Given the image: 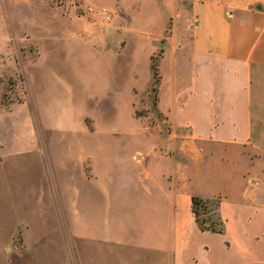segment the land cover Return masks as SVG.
Listing matches in <instances>:
<instances>
[{"label":"crops","instance_id":"0c3cea01","mask_svg":"<svg viewBox=\"0 0 264 264\" xmlns=\"http://www.w3.org/2000/svg\"><path fill=\"white\" fill-rule=\"evenodd\" d=\"M6 1L20 25L40 26L31 31L38 60L47 59L54 36H89L92 30L71 29L67 15L48 9L44 0ZM109 3L127 22L97 37L119 53L130 44L126 34L140 36L146 71L140 80L131 50L130 86L107 89L99 81L90 91L131 95L130 120L141 122L150 138L98 140L94 118L90 128L81 112L77 127L93 140L38 139L30 117L19 128L24 136L12 145L13 151L41 156L50 189L55 156L61 162L66 182L58 193L50 190L48 205L59 207L63 220L71 221L69 234L84 244L79 264L87 248L108 253L111 264H264V0ZM137 20L149 22L133 26ZM1 21L7 28L4 6ZM10 31L3 33L2 51ZM107 35L125 41L111 37L106 44ZM158 50L156 106L163 118L152 123L135 114L134 102L151 83ZM193 195L219 200L223 231L199 228Z\"/></svg>","mask_w":264,"mask_h":264},{"label":"rangeland","instance_id":"374dc122","mask_svg":"<svg viewBox=\"0 0 264 264\" xmlns=\"http://www.w3.org/2000/svg\"><path fill=\"white\" fill-rule=\"evenodd\" d=\"M44 2L48 9L54 8L56 14L58 10L67 15L71 29L83 32L82 29L88 27L92 30L89 36L67 33L54 36V42L47 44V59L38 60L37 42L31 31L36 32L40 26L35 22L32 27L27 22L20 25L13 18L11 4L0 0V15H3L4 6L7 22V28L3 21L0 22V49L6 45L4 31L10 29L12 33L6 49L0 50V264H79L78 248L84 245H79L77 239L69 234L71 221L68 224L63 220L64 213L59 207L54 210L48 205L52 199L50 190L58 193L62 189L61 184L66 182L57 156L55 168L52 167L56 179L54 188L50 189L51 179L41 156L28 152L30 150L19 153L12 149L13 143L24 136L19 128L26 118H32L41 140H93V136L77 127L81 112L86 113L84 119L90 128L94 118L98 140L137 143L150 138L141 122L130 120L128 99L131 95H93L90 91L99 81L107 89L130 86L132 77L126 61H130L131 50L139 78L143 79L146 49L138 42L140 36L132 38L126 34L130 40L128 49L124 47L115 53L97 37L118 22L121 28L127 22L119 18L116 8L110 6V0ZM23 14L26 16L27 11ZM107 15L110 18L107 19ZM147 22L137 20L132 24L143 26ZM20 29L23 33L15 35L14 32ZM111 37H117L122 44L125 41L121 35H107L106 44L111 43ZM159 52L152 55L151 63L157 64ZM151 71L152 79L147 90L135 95L134 110L138 116H145L147 121L156 123L163 116L156 106L157 85L152 83V68ZM66 128L71 130L65 132ZM68 217L72 214L66 213ZM85 254L84 264H111L108 253L101 254L94 248H87Z\"/></svg>","mask_w":264,"mask_h":264},{"label":"trees","instance_id":"16d2710c","mask_svg":"<svg viewBox=\"0 0 264 264\" xmlns=\"http://www.w3.org/2000/svg\"><path fill=\"white\" fill-rule=\"evenodd\" d=\"M153 69V80L154 86L159 81V74H156L157 64L151 63ZM158 73V72H157ZM157 75V76H156ZM192 211L195 216V220L202 230H212L221 232L224 228V222L219 214L218 205L219 200L216 198H203L193 195L192 198Z\"/></svg>","mask_w":264,"mask_h":264},{"label":"built area","instance_id":"2783aa9c","mask_svg":"<svg viewBox=\"0 0 264 264\" xmlns=\"http://www.w3.org/2000/svg\"><path fill=\"white\" fill-rule=\"evenodd\" d=\"M106 18H107V19L110 18V15H107Z\"/></svg>","mask_w":264,"mask_h":264}]
</instances>
